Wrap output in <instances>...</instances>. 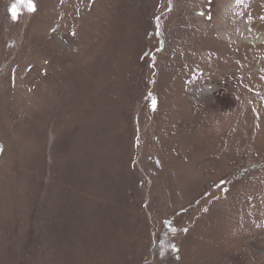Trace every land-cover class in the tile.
<instances>
[{
    "label": "rangeland",
    "instance_id": "374dc122",
    "mask_svg": "<svg viewBox=\"0 0 264 264\" xmlns=\"http://www.w3.org/2000/svg\"><path fill=\"white\" fill-rule=\"evenodd\" d=\"M32 2L0 0V264H264V0Z\"/></svg>",
    "mask_w": 264,
    "mask_h": 264
},
{
    "label": "bare ground",
    "instance_id": "6f19581e",
    "mask_svg": "<svg viewBox=\"0 0 264 264\" xmlns=\"http://www.w3.org/2000/svg\"><path fill=\"white\" fill-rule=\"evenodd\" d=\"M249 22V21H248ZM247 21L246 22H243L240 26H241V29L239 30V34L240 36H242L243 38H249V39H252V40H255V39H260L261 37L258 35V33L252 29V27L249 25Z\"/></svg>",
    "mask_w": 264,
    "mask_h": 264
},
{
    "label": "snow or ice",
    "instance_id": "6c2138e0",
    "mask_svg": "<svg viewBox=\"0 0 264 264\" xmlns=\"http://www.w3.org/2000/svg\"><path fill=\"white\" fill-rule=\"evenodd\" d=\"M21 3H24V6L27 8V11L34 12L36 10L34 3L32 0H20ZM9 11L12 14V19L15 20L17 18L18 14V6L16 3H14ZM153 107H155V101L153 100Z\"/></svg>",
    "mask_w": 264,
    "mask_h": 264
}]
</instances>
